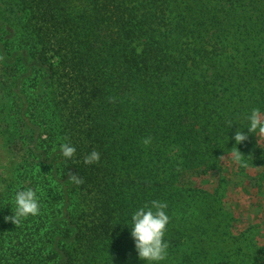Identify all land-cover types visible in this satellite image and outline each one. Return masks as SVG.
<instances>
[{
  "label": "trees",
  "instance_id": "trees-1",
  "mask_svg": "<svg viewBox=\"0 0 264 264\" xmlns=\"http://www.w3.org/2000/svg\"><path fill=\"white\" fill-rule=\"evenodd\" d=\"M253 110L264 0H0V137L50 181L33 177L40 212L19 226L0 196V264H144L128 221L153 200L170 217L161 264H264L254 230L232 232L223 177L194 182L236 151L264 167Z\"/></svg>",
  "mask_w": 264,
  "mask_h": 264
},
{
  "label": "rangeland",
  "instance_id": "rangeland-1",
  "mask_svg": "<svg viewBox=\"0 0 264 264\" xmlns=\"http://www.w3.org/2000/svg\"><path fill=\"white\" fill-rule=\"evenodd\" d=\"M260 119L264 120V115L260 116ZM2 140L0 137V196L8 217L13 214L11 210L12 207L14 211L13 196L18 188L35 189L31 185L33 177L35 181H41L39 189L47 188L50 181L42 174H38V177L35 174L32 176L26 174L23 166L21 168L20 155L9 154ZM255 143L258 150L254 153L260 161L261 151L264 152V136L257 135ZM222 162L220 173L212 172L206 176H196L194 182L198 188L212 192L223 177L226 187L224 207L233 218L232 232L240 235L253 229L256 243L264 247V167L251 166L249 159H242V163H237L233 154L224 156ZM26 220L29 218L22 219L16 225L11 221L9 223L12 226H19Z\"/></svg>",
  "mask_w": 264,
  "mask_h": 264
},
{
  "label": "clouds",
  "instance_id": "clouds-1",
  "mask_svg": "<svg viewBox=\"0 0 264 264\" xmlns=\"http://www.w3.org/2000/svg\"><path fill=\"white\" fill-rule=\"evenodd\" d=\"M249 133H256L264 136V120L260 119L258 110H253L247 117ZM245 136L240 132L235 135L236 143H240ZM151 137L143 140L148 145ZM60 154L65 159H71L75 154V147L69 143L59 145ZM237 163H242V156L236 151L233 153ZM100 154L93 150L84 157V164L89 165L99 161ZM75 183H82L76 175L70 177ZM14 211L12 215L4 217L5 221L19 224L22 219L29 216L35 217L40 212V202L37 192L32 188H18L13 196ZM167 204L153 200L150 204L138 207L130 217V236L134 242V250L139 260L144 264H161L167 257L168 243L164 239L166 227L170 222V217L166 212Z\"/></svg>",
  "mask_w": 264,
  "mask_h": 264
}]
</instances>
